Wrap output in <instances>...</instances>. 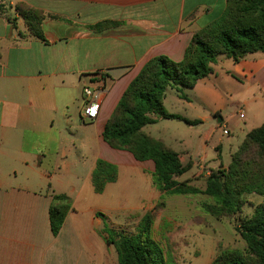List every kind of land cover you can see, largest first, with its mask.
Wrapping results in <instances>:
<instances>
[{
  "label": "crops",
  "instance_id": "0c3cea01",
  "mask_svg": "<svg viewBox=\"0 0 264 264\" xmlns=\"http://www.w3.org/2000/svg\"><path fill=\"white\" fill-rule=\"evenodd\" d=\"M226 1L0 0V264H117L113 247L98 234L103 229L101 210L111 209L95 206V196L118 184L120 169L152 181L154 166L110 148L101 136L104 125L145 63L157 56L180 61L193 33L217 21ZM17 3L43 13L45 41L28 34L15 11ZM101 22L118 25L99 33L85 29ZM222 56L213 72L190 89V97L186 94V106L197 104L223 122L228 89L211 80L221 60L226 85L241 81L248 90L254 85L259 92L252 101L230 106L245 109L253 103L254 116L262 117L264 53L247 55L238 63L230 59L222 63ZM99 80L106 83L108 93L97 118L84 122L82 89ZM206 119L202 115L195 121ZM179 142L183 148L173 150L182 163L183 158L192 166L194 160H203L190 153L189 143ZM98 159L118 170L116 181L101 194L91 183ZM75 164L87 165L86 173L73 176L70 168ZM51 192L65 194L71 202L55 237L48 219ZM123 207L136 212L144 208L143 201Z\"/></svg>",
  "mask_w": 264,
  "mask_h": 264
},
{
  "label": "trees",
  "instance_id": "16d2710c",
  "mask_svg": "<svg viewBox=\"0 0 264 264\" xmlns=\"http://www.w3.org/2000/svg\"><path fill=\"white\" fill-rule=\"evenodd\" d=\"M14 8L28 34L45 41L41 32L43 13L21 3ZM116 25L101 22L85 29L99 33ZM255 53H264V0H227L217 21L193 33L180 61L157 56L145 63L106 121L103 141L112 149L129 152L138 162L151 161L152 184L162 194H202L214 201V205L203 203L202 208L215 219L235 215L243 195L264 196V123L245 135L226 168L220 166L207 175L203 190L190 185V180L178 181L192 168V162L183 164L177 152L144 133L143 128L154 124L157 118L187 125L199 123L167 113L163 106L166 90L174 89L180 98L187 99L182 90L192 89L198 80L209 76L220 55L238 63ZM116 169L104 160L95 162L91 183L96 194L116 181ZM51 197L48 219L55 237L71 202L65 194L51 192ZM152 223L153 213L149 211L141 216L135 234H122L113 228H104L98 234L107 246L113 247L117 264H167L162 248L151 236ZM234 229L245 244L244 250L224 251L212 264H264V203L257 205L252 215L234 225Z\"/></svg>",
  "mask_w": 264,
  "mask_h": 264
},
{
  "label": "rangeland",
  "instance_id": "374dc122",
  "mask_svg": "<svg viewBox=\"0 0 264 264\" xmlns=\"http://www.w3.org/2000/svg\"><path fill=\"white\" fill-rule=\"evenodd\" d=\"M222 57V63L228 61V58ZM220 63L221 60L216 65L217 76L212 75L211 80L217 86L228 89L224 97L227 103L221 112L222 123H218V119L204 112L197 104L188 108L179 93L168 88L164 101L167 113L191 121L204 115L206 121L187 125L178 120L157 118L154 124L143 129L145 133L160 139L163 145L176 151L183 148L179 141L186 145L189 143L190 153L203 157L200 162L194 160L195 165L178 178V181L190 180V185L201 190L205 187L207 175L220 166L222 169L226 168L230 164L231 155L239 148L245 135L264 122V115L254 116L253 103L248 104L245 109L242 106H230L231 103L242 102L244 99L252 101L255 95L259 97V92L254 85L248 90L247 84L241 81L230 80L226 85L221 69L223 65ZM182 93L189 97L191 95L188 89H183ZM184 163H187L185 158ZM87 168V165L75 164L70 168L71 174L84 175ZM135 173L137 172L126 173V170L120 169L118 184L110 186L103 196H95V206L104 205L111 209L101 210L104 216H99L103 229L113 228L122 234H135L141 216L152 211L151 236L162 248L167 264H212L224 251L244 250L245 244L236 233L234 225L249 218L254 208L264 203V196L254 193L243 195L240 210L235 215L217 220L202 208L203 203L214 205L211 198L202 194H162L152 181L136 176ZM116 174L118 175V170ZM141 201L144 208L136 209L137 212L123 207L124 204L134 207ZM115 259L117 261L116 254Z\"/></svg>",
  "mask_w": 264,
  "mask_h": 264
},
{
  "label": "built area",
  "instance_id": "2783aa9c",
  "mask_svg": "<svg viewBox=\"0 0 264 264\" xmlns=\"http://www.w3.org/2000/svg\"><path fill=\"white\" fill-rule=\"evenodd\" d=\"M107 93L108 88L103 80H99L94 86L82 89L83 105L80 116L84 122H91L97 118L101 104Z\"/></svg>",
  "mask_w": 264,
  "mask_h": 264
}]
</instances>
